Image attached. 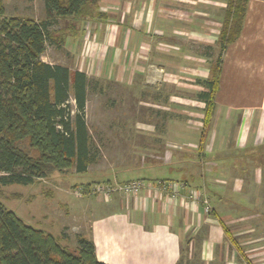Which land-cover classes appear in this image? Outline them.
<instances>
[{"label": "crops", "instance_id": "crops-1", "mask_svg": "<svg viewBox=\"0 0 264 264\" xmlns=\"http://www.w3.org/2000/svg\"><path fill=\"white\" fill-rule=\"evenodd\" d=\"M94 1L100 18L61 21L65 23L61 28L70 32L57 49L64 51L70 65L45 61L47 51L43 62L129 88L171 84L181 91L180 87H195L187 84L195 79L197 96L205 91L198 81L210 77L207 53L198 58L184 50L212 46L211 34L220 37L229 0ZM39 9L40 19L36 7L30 17L44 20V1ZM89 22L91 28H86ZM197 62L204 69L190 72ZM89 94L83 118L90 135L91 165L85 172L72 168L44 180L56 182L52 178L59 177L60 184L91 190L138 180L146 185L137 195L85 196L79 201L87 229L81 227L83 232L76 237L93 243L99 262L181 264L187 247L191 260L183 264H264V238L255 235L260 223L255 215L261 212L251 211L247 219L243 213L264 210V0H248L241 36L225 52L207 128L204 102L198 97L190 104L180 98L175 102L176 95L169 105L157 107L162 115L153 122L104 121L98 125L110 133L109 154L115 163L109 161L102 170L98 162L105 158L87 114ZM101 108L106 113L117 109ZM98 138L104 144L101 134ZM231 160L241 161L234 171L229 168ZM159 183L178 187L179 196L173 197ZM195 191L208 198L210 212L188 197Z\"/></svg>", "mask_w": 264, "mask_h": 264}, {"label": "trees", "instance_id": "trees-1", "mask_svg": "<svg viewBox=\"0 0 264 264\" xmlns=\"http://www.w3.org/2000/svg\"><path fill=\"white\" fill-rule=\"evenodd\" d=\"M44 20L8 17L0 0V185H32L56 172L76 168L85 172L92 163L90 135L84 120L92 80L80 71L43 62L48 45L61 48L70 28L55 29L59 21H95L100 18L94 0H43ZM248 0H229L220 33V55L207 80L204 127L212 120L222 76L223 55L240 38ZM74 31V28L71 27ZM74 101V108L70 100ZM27 142L38 156L31 157L19 144ZM110 184V183H108ZM84 196L90 186L79 188ZM65 235V234H63ZM25 224L0 201V264H104L95 256L91 241L78 236V247ZM235 244V242H234Z\"/></svg>", "mask_w": 264, "mask_h": 264}, {"label": "rangeland", "instance_id": "rangeland-1", "mask_svg": "<svg viewBox=\"0 0 264 264\" xmlns=\"http://www.w3.org/2000/svg\"><path fill=\"white\" fill-rule=\"evenodd\" d=\"M4 2L6 6V15L8 17H30V11L32 7H36L38 9L35 16L39 19L42 17V15H40L39 8L43 0H4ZM90 22L86 28H91ZM64 24L65 23L62 24V22L59 21L58 25L55 26V29H59L61 26L63 27ZM211 35L213 36L214 40L213 42H209V45L212 44L209 49H201L200 47L191 49L185 46L186 50H184L185 52H191V56H197L198 58H200L199 56L204 55V52H206L208 55L206 57V68L208 69L212 67V64L218 60L220 55V43L219 40H217L219 37L218 33L214 32ZM46 51V57L44 59L45 61L55 62L65 66L67 65L65 63L66 60L64 58V51L60 49L58 50L52 45H48ZM194 51L195 54L193 53ZM224 56L225 54L223 55V59ZM204 67V65H199L197 62L196 64H193V66L189 67V71L194 72L199 68L204 69ZM73 69H76V66H73ZM91 80L92 84H95V86L91 87L89 90V111L87 114L96 144L99 146V148H102V156L105 158L104 160H100V162H98V164L101 165V167L98 166V168L102 170L105 167H108L109 161L112 162V164L115 162L114 157L110 158L109 154V149H111V146L108 145V141H110V133L107 129L101 128L98 124L101 125L104 123V121L112 122L113 120L119 122H138L141 120L153 122L157 118L160 119V116L162 115L157 114V112H159L157 107L162 104L169 105V103H172L173 99H171V96H178L177 99H175V102L179 101L178 98H180L182 102L190 104L189 101H195V99L198 97L197 93L199 92L197 80L195 79L194 81H189L187 84L194 85L197 88L189 85L186 87H180L181 91H177L176 87L172 86L171 84L162 85L160 87L157 86L154 88H145L142 86L129 88L115 83L111 84L106 81L96 82L95 79ZM70 104L74 108L73 99L70 100ZM102 106H112L116 107L117 109L112 111V113H106L101 111ZM95 124L97 125V128L95 127ZM129 124L130 126H134L131 124V122ZM99 134H101L104 144L100 142V138H98ZM133 139H136V137ZM119 146L124 149H128L127 146ZM19 147L31 157L38 156L37 152L33 151L27 142L20 143ZM238 162L233 160L230 161V171H234V166L236 164H240ZM72 171L73 170L69 172ZM66 179L64 178L63 181L66 182ZM52 180L56 182H52L51 179H49L37 180L34 184L28 186L10 185L3 187L0 185V201L8 210L13 211L25 224L35 229L51 233L55 236L65 234L66 238H62V243L71 249H75L78 247L76 236L79 233H82L83 230L85 231V229H87V221L85 222V217L83 215L85 209L81 207L82 205L79 201L86 197L94 199L98 196L90 193L89 196L85 197L83 194H79V192L81 193L79 188L76 189L73 186L70 187V182V184L68 183V187L64 183L60 184L59 181L61 180L59 177L52 178ZM261 194L264 197V191H261ZM251 211L261 212L260 215H255L260 219V223L257 225L258 229L255 230V235L259 238H264V210H245L243 213L246 219L248 218ZM83 217L84 220H81ZM83 226L85 228L82 230L81 227ZM233 240L236 242L235 239ZM189 260H191V256L189 248L186 247L184 249L181 264L188 262Z\"/></svg>", "mask_w": 264, "mask_h": 264}, {"label": "built area", "instance_id": "built-area-1", "mask_svg": "<svg viewBox=\"0 0 264 264\" xmlns=\"http://www.w3.org/2000/svg\"><path fill=\"white\" fill-rule=\"evenodd\" d=\"M164 190L168 191L173 197L179 196L180 190L178 187H172L165 183H159ZM143 181H131L124 184H105L102 186H96L92 189V194L99 197L109 198L113 194H124V195H137L145 187ZM181 189L184 186L180 187ZM79 194H82V192ZM194 202L200 203L205 207L206 212H210V204L208 198L200 191H195L188 196Z\"/></svg>", "mask_w": 264, "mask_h": 264}]
</instances>
